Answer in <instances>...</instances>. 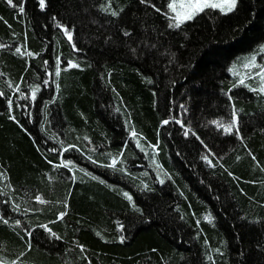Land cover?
<instances>
[{"label": "trees", "instance_id": "obj_1", "mask_svg": "<svg viewBox=\"0 0 264 264\" xmlns=\"http://www.w3.org/2000/svg\"><path fill=\"white\" fill-rule=\"evenodd\" d=\"M170 2L46 0L40 9L20 0V13L15 0H0V92L19 101L20 85L29 94L27 109H9L0 96V260L264 264V93L243 69L264 43V0H239L229 13L206 9L179 29L168 27ZM44 79L32 101L31 87ZM233 104L239 134H225L212 120L231 122ZM14 219L34 225V236Z\"/></svg>", "mask_w": 264, "mask_h": 264}, {"label": "snow or ice", "instance_id": "obj_2", "mask_svg": "<svg viewBox=\"0 0 264 264\" xmlns=\"http://www.w3.org/2000/svg\"><path fill=\"white\" fill-rule=\"evenodd\" d=\"M6 2H7L8 5H13L14 0H6ZM15 2L19 6V12L20 13H24L25 12V5L23 3H20V0H15ZM146 2H147V0H146ZM238 2H239V0H171V2L167 4V8L171 9L172 12L175 13V16L171 18V23L168 24V27L170 29H179L182 25H186V23L189 20L196 19L197 15L199 13H201L204 10L209 9V8L210 9H214V10H219L222 13H229V12L235 11V10L238 9ZM38 6H39L40 9H44L46 7V0H38ZM101 6L103 7V5H101ZM153 7H155V5H153ZM105 11H107V9H105ZM112 14L118 16L119 12H116V11L113 10ZM55 23H56V25L59 28L64 30V32H65V34L67 36V39L69 41H73V31L70 29V26L61 23L59 19H57L55 21ZM127 34L128 33L126 32L125 35H127ZM76 47H77V44L73 43L72 44V48L75 49ZM17 51H19L18 48H17ZM133 51H135V49H133ZM259 51H260L261 54H264V43L259 45ZM33 55H35V53H33ZM255 62H256V53H253V63H255ZM74 64H75V61H72V60L67 61V66L69 68H71ZM75 66L77 68L81 67V65H79V64H75ZM256 66L259 68V72L257 73L255 71H253V76L256 77L257 79H259L260 81H264V63L257 64ZM60 72H61V57L59 55H57L55 57V73L59 74ZM48 83H49V81L47 79H44V80L41 81L40 84H36L34 87H31L30 99L32 101L37 100L38 92L42 91L41 84L47 86ZM238 83L243 84L244 81L243 80H239ZM249 86L251 87V85H249ZM14 87L16 88L17 92L20 93V95H21V99L19 101H15L13 99H9L8 96H7V93L0 92V96H2L6 100L7 107L9 109L12 108L14 103H20V105L22 107L27 109L29 107V104L26 101H27V99H29V94L26 91H22L21 88H20V85H14ZM233 87H235V84L233 85ZM252 90L256 91L257 89H252ZM258 91L261 92V93H264V86H261L258 89ZM229 99H231L230 96H229ZM179 107L182 110L187 111L186 107L183 104H181ZM29 115H31V114H29ZM11 118L14 121H16L18 124L20 123V121L17 120L15 115H12ZM170 119L173 122H177L175 117H170ZM236 121H237V114H236L235 106L233 104L231 122H229L228 124L220 125V124H218L217 120H212V124L216 125L218 128H222V130H223V132L225 134H231L233 132H236L237 134H239V125L236 123ZM178 123L182 127L185 124L183 119H180L178 121ZM163 124L168 125L169 124V119L163 120ZM21 127H23V125H21ZM25 130L27 131V129H25ZM130 132H131V136L134 139H136V146L137 147H142L140 145L139 139H137V137L139 135L137 133V131L133 128V129H130ZM183 136L184 137H188L189 136V131L188 130H184L183 131ZM196 136H197L198 139L201 140V144H202L203 148L205 149V155H203L202 161L204 163H206V164L211 165L212 164V160L210 159L209 153H212V149L209 148L206 143H204L203 138L200 137L198 133L196 134ZM241 138H243V137L241 136ZM45 147H46V149L48 151L58 154L56 147L47 148V145ZM75 147L76 146L71 145V144L67 145L68 149H74ZM152 147H153V149H155L156 145L153 144ZM87 158L91 159V157H87ZM94 162L96 164H98V165L101 164L100 160H96ZM53 164H54V167H55L56 166L55 162H53ZM61 164L62 165H73L74 164V159L63 158L61 160ZM76 166L80 167V165H78V164ZM109 167H111V168H115L116 167V157H112V163H111V165H109ZM85 171H87V170L85 169ZM123 171L124 172H128L127 167H125L123 169ZM0 175H2V173H0ZM89 175H92V173L89 172ZM156 176L159 177V183L160 184H164L165 183V178L160 176L159 172L156 173ZM70 179H72V180L78 179V177L75 175V170L74 169L70 173ZM95 179L100 180L101 177L99 175H96ZM104 182L107 183V181H104ZM147 187H148V185L145 184V188H147ZM124 195L127 196L128 200H130V201L133 200V195H132L131 192H125ZM35 200L40 201L41 200V196L40 195H36L35 196ZM12 206H13V208H14V210L16 212H20L21 211L20 206L18 204H15V202H12ZM133 207H136V205L133 204ZM35 210L36 209H33V208H29L28 209L29 212H32V211H35ZM141 211H142V209H141ZM64 216H65V212L64 211H60L58 213V217L59 218H63ZM0 219H4V217L0 216ZM5 222H7V221H5ZM14 224L24 228L25 233H27V235L29 237L34 236V232L29 230L30 227H35L34 225H31L29 227H25L22 224L21 219H14ZM41 227L46 229L47 232L50 233L52 236H56V233L47 224H44ZM120 227L123 229L124 225H120ZM119 239L121 241H123L125 239V236L121 235L119 237ZM28 246L31 247L30 240L28 241ZM80 248L83 249L84 245L81 244ZM21 255H23V253H21ZM0 264H16V262L15 261L0 260Z\"/></svg>", "mask_w": 264, "mask_h": 264}, {"label": "rangeland", "instance_id": "obj_3", "mask_svg": "<svg viewBox=\"0 0 264 264\" xmlns=\"http://www.w3.org/2000/svg\"><path fill=\"white\" fill-rule=\"evenodd\" d=\"M174 16H175V13L173 12ZM261 55V56H260ZM261 63H264V57L262 56V54L260 53L258 56H256V62L253 63V58H250L248 61L245 62V64L243 65V69H248L250 72H251V78L254 77L253 76V71L255 72H259V68L256 66L257 64H261ZM247 71V70H246ZM248 77V76H247ZM247 77L244 76V74L242 75V80L243 81H247ZM260 81V80H259ZM262 86H264V81H261L260 82ZM117 159L116 158V162H117Z\"/></svg>", "mask_w": 264, "mask_h": 264}]
</instances>
